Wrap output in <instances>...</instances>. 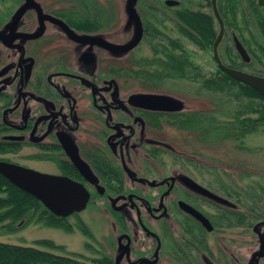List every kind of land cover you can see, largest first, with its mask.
<instances>
[{
    "label": "flooded vegetation",
    "instance_id": "obj_1",
    "mask_svg": "<svg viewBox=\"0 0 264 264\" xmlns=\"http://www.w3.org/2000/svg\"><path fill=\"white\" fill-rule=\"evenodd\" d=\"M139 2L144 7L146 1L134 4L141 40L117 53L106 44L126 45L136 31L132 21L124 26L117 20L115 0L108 6L99 0H0V161L66 177L86 190V207L63 219L86 227L83 213L90 207L108 224L101 239L87 227L80 231L84 248L97 254L87 256L91 264H264L258 199L236 181L213 178L206 154L181 147L187 146L183 135L208 145V108L201 102L208 90H165V81H181L165 78L155 63L164 47L171 50V38L140 16ZM206 4L218 35L212 0ZM163 5L177 8L171 16L177 30L176 11H193L180 0ZM215 7L224 30L219 46L229 39L235 50L236 37L250 60L236 55L251 63V47L236 34L238 15H254L264 44L263 7L258 0H215ZM143 42L153 58L137 68L131 56ZM148 96L169 97L182 107L167 108Z\"/></svg>",
    "mask_w": 264,
    "mask_h": 264
},
{
    "label": "rangeland",
    "instance_id": "obj_2",
    "mask_svg": "<svg viewBox=\"0 0 264 264\" xmlns=\"http://www.w3.org/2000/svg\"><path fill=\"white\" fill-rule=\"evenodd\" d=\"M110 0H99L101 5H110ZM146 4L141 7L140 2L138 3V11L140 16L154 24L157 29H159L166 37L171 39H177L181 41L184 47L189 49L192 53V59L195 64L200 67L201 74L203 77H208L216 71V63L214 62L211 54V50L206 51L199 49L196 46H192L188 40L182 36L171 18L172 8H167L163 5L164 0H145ZM183 7H187L193 11H201L203 13L211 14L209 12L208 5L204 0H180ZM116 10H117V20L124 23L128 22L123 12L125 0H115ZM146 5H151L150 8H146ZM154 5V6H153ZM155 8V9H152ZM180 8V7H179ZM170 9V10H169ZM149 12V13H148ZM147 13L149 15H147ZM253 14L249 12L240 13L238 19L240 22V31H236L237 36H241L243 40L247 41V47L255 49L253 41L263 44V39L260 32L253 21ZM244 22L249 24L245 25ZM216 32L218 31V26L215 25ZM127 34L124 33L123 37ZM161 38V37H160ZM161 43L166 42L160 40ZM232 41L225 39L219 46L220 57L224 61H228L224 53L225 46H230L233 54L236 52L233 48ZM165 44V43H164ZM236 60L240 59L236 55ZM132 60H136L134 66L140 68L143 66L142 59L150 58L152 59V54L149 46L146 42H143L137 49H135L131 56ZM241 62V61H240ZM151 68H154L150 66ZM243 70L249 71V68L243 67ZM165 90L177 91L181 95L194 94L196 91L200 90L199 83H191L185 80L181 81H165ZM205 95V93H202ZM203 108H208V113L215 115V119L225 120L229 115V111L232 105L227 99H224L218 93L209 92L207 96L201 101ZM189 106L199 107L197 101H193ZM184 138L181 139L182 143L187 146H181L185 150L197 151L202 155L208 156V167L212 168V177L220 180H229L238 182V187H244L246 193L249 192V197H255L258 199L260 207L264 208V132L257 131L246 136L242 140H234L231 138L222 139L219 136H214L213 133H208V145L198 144L194 138L190 135H183ZM90 207L86 212L83 213V219L86 223V227L92 234L97 238L101 239L102 235L106 234L108 231V224L99 215L94 212L89 211ZM7 222L0 224V242L19 245V246H30L44 251H51L56 254H63L69 257H74L81 262L85 261L87 264L89 262L88 257H97V254L89 252L84 248L83 236L80 232L78 224L74 222L72 218H69L67 225H69L72 230L66 232L62 229L46 227L41 223H30L26 224V220L17 222L10 232L8 229L4 228ZM83 231V230H81ZM50 240L55 245L61 246L62 251H53L46 247L36 244L38 240ZM93 249V247H92Z\"/></svg>",
    "mask_w": 264,
    "mask_h": 264
},
{
    "label": "trees",
    "instance_id": "obj_3",
    "mask_svg": "<svg viewBox=\"0 0 264 264\" xmlns=\"http://www.w3.org/2000/svg\"><path fill=\"white\" fill-rule=\"evenodd\" d=\"M175 15L181 24L178 31L186 40L199 49L206 51L212 49L217 32L211 14L181 9L176 11ZM168 41L171 50L164 47V50L160 51L163 53V59L159 58L155 61L158 68L165 72L164 77L199 83L209 92L223 96L234 108L229 111L225 120L215 119L212 112L208 113V133H213L214 136L222 139L242 140L257 131L264 132V98L257 91L231 78L217 67L215 73L203 77L200 67L192 60V54L183 49L181 41L177 39H168ZM177 48L180 49L179 54L175 51ZM255 48L256 50L251 49L254 59L251 63L244 64L236 60V55L227 45L224 53L228 61H224L221 57L222 62L232 69L243 70V67H247L249 68L247 72L264 77V44H255ZM166 71H173L176 74H167ZM23 220H26V224L32 221L66 232L72 230L63 218L53 216L38 200L0 175V224L7 222L4 228L11 232L15 224ZM77 224L80 231L85 230L84 225ZM36 244L53 251H62L61 246L55 245L50 240H38ZM0 264H83V262L51 251L0 242Z\"/></svg>",
    "mask_w": 264,
    "mask_h": 264
},
{
    "label": "water",
    "instance_id": "obj_4",
    "mask_svg": "<svg viewBox=\"0 0 264 264\" xmlns=\"http://www.w3.org/2000/svg\"><path fill=\"white\" fill-rule=\"evenodd\" d=\"M212 3L213 14L219 24V33L212 47L214 62L222 72L240 83L251 87L264 98V77L242 70L232 69L222 63L218 55V46L223 37V23L215 7V0H212ZM258 3L264 9V0H258ZM134 4L135 0H125L123 10L128 22L130 24L133 22L136 34L133 40L126 45L106 44L114 52L126 53L136 47L141 40L142 26ZM171 4H173V2ZM233 40L237 54L244 63H248L250 58L245 48L236 37H234ZM144 97L147 98V96ZM148 98L158 101L167 108L174 105V108H171L174 110H178L182 107L180 102L169 97L148 96ZM0 175L21 191L34 197L45 209L56 217L64 218L73 213H79L86 207L88 200L86 190L80 184L66 177L40 173L29 168L3 161H0ZM210 195L216 197L213 194Z\"/></svg>",
    "mask_w": 264,
    "mask_h": 264
}]
</instances>
